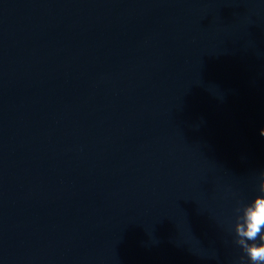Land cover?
<instances>
[{
    "label": "water",
    "instance_id": "1",
    "mask_svg": "<svg viewBox=\"0 0 264 264\" xmlns=\"http://www.w3.org/2000/svg\"><path fill=\"white\" fill-rule=\"evenodd\" d=\"M261 128L264 0H0V264H239Z\"/></svg>",
    "mask_w": 264,
    "mask_h": 264
},
{
    "label": "clouds",
    "instance_id": "2",
    "mask_svg": "<svg viewBox=\"0 0 264 264\" xmlns=\"http://www.w3.org/2000/svg\"><path fill=\"white\" fill-rule=\"evenodd\" d=\"M264 137V128L259 130ZM259 195L248 202H237L234 212V244L242 256L239 264H264V171L260 172Z\"/></svg>",
    "mask_w": 264,
    "mask_h": 264
}]
</instances>
